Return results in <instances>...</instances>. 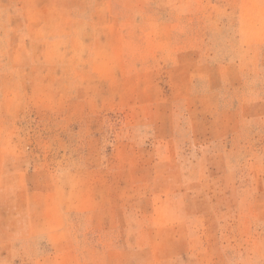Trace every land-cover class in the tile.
<instances>
[{
	"label": "rangeland",
	"instance_id": "rangeland-1",
	"mask_svg": "<svg viewBox=\"0 0 264 264\" xmlns=\"http://www.w3.org/2000/svg\"><path fill=\"white\" fill-rule=\"evenodd\" d=\"M0 264H264V0H0Z\"/></svg>",
	"mask_w": 264,
	"mask_h": 264
}]
</instances>
